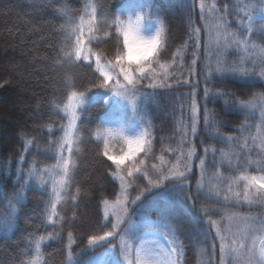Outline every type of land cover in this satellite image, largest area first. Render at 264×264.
<instances>
[{
	"label": "trees",
	"instance_id": "obj_1",
	"mask_svg": "<svg viewBox=\"0 0 264 264\" xmlns=\"http://www.w3.org/2000/svg\"><path fill=\"white\" fill-rule=\"evenodd\" d=\"M149 1L150 5L147 0H108V11L127 20L129 15L135 19L138 12L150 7L154 15L153 26L158 27L162 21L166 30L160 55L156 58L159 63L155 60L152 63L157 81L163 77L165 71L179 75L181 69L178 65L181 58L186 74L187 65L192 60L194 43L190 39L187 0ZM222 1L226 0H219ZM86 2L87 0H0V174L7 176V179L0 180V213L9 214L14 220L8 228L0 227V264H21V261L27 262L33 258H36L39 264H118L117 259L106 260L108 245L113 240L88 244L89 236L103 235L104 231L112 230L114 216L109 215L110 222L105 219L103 201L114 200L121 192V182L111 175V172L116 171L115 165L103 156L104 138L97 140L98 132L106 134L107 128H112L111 134L105 138L108 139L109 153L114 156L120 145L127 147L126 141L122 140L123 136L136 135L141 130L148 133L145 139L151 141L152 151L147 155L139 153L136 156L137 162H145L138 165L140 171H134L132 176L126 174V169L121 171L129 184L127 192L130 207L134 205L131 204V199L147 184V178L143 176L144 171H148L150 178L154 179L155 169H152L151 165L159 164L160 157L168 163V171L172 164L176 163V158L169 149L180 148L178 128L181 113L178 101L180 94L187 92L188 88L157 90L154 102H148L146 96L141 95L138 97L140 104L136 113L124 106H114L112 92L97 88L88 92L84 98L82 110L87 119L83 121L77 143L74 144V148H79L80 151L76 157L72 186L62 193L64 200L58 205L60 215L53 217V221L49 222L48 213L44 211L51 191L48 174L43 175L45 184L33 181L30 187L24 189L22 205L15 203L13 197L19 185L13 181L16 180L17 168L23 167L26 170L30 166L39 169L55 167L57 161L51 155L42 153L49 148L47 140H58L63 135L60 126H66L68 123V116L63 112L64 105L69 103L68 97L73 91L78 94L85 93L92 83H98L102 79L95 71V53H101L114 61L117 52L122 50V37L119 44L114 38L110 39L113 28L97 30L99 17L97 22L92 24L93 31L89 32V17L83 11ZM81 17L84 20L81 38L85 50L91 49L94 53L91 67L75 61L74 57L68 61L64 55L66 52H74V47L66 40V36L70 34L67 29L79 26ZM72 18L74 23L70 22ZM200 25L201 21L197 16L195 26ZM186 42L187 47H184ZM74 43L75 36H71V45ZM174 53L177 54V66L169 67ZM200 55L198 73L203 70L205 64L203 44ZM103 62L102 60L101 63ZM160 64H164L165 68H160ZM145 67L147 71V66ZM133 71V78H138L140 74L135 71V66ZM118 73L119 68L110 73L108 87L112 88L113 84L120 81L122 73ZM150 82L142 81L145 89ZM201 84L203 85L202 79ZM137 87L139 88V85ZM253 91L259 94L264 90L257 87ZM262 103L264 100L257 99L258 105ZM9 107H15L18 111L16 121L7 119ZM208 107L212 108L213 105L209 104ZM255 111L257 115L248 119L250 127L244 133L235 131L245 122L244 115L234 124L221 129L225 136H237L236 141H207V145L216 149V152L213 155L210 151L206 157L202 183L205 192L219 190L221 201L227 186V179L223 178L239 174L230 171L226 161H236V154L240 149L235 145L244 142L241 137L256 135L257 126L261 123L259 107ZM77 114L83 115L79 109ZM184 115L186 118L187 113ZM81 124L82 121L77 120L78 127ZM80 138L82 142H79ZM200 138H204L203 134ZM29 140H36L38 143L28 144L30 152H26L25 145ZM248 143L252 148V158L255 159L260 152V144L257 140L255 145H252L251 140ZM187 150L188 146L184 145L185 154ZM197 151L199 155H203L202 146H198ZM21 156L26 158L27 163L20 164ZM213 159L217 162L216 167L213 166ZM130 163L131 161H125L126 165ZM198 164L199 160H194L196 178L191 180L193 189L196 181L201 179ZM165 185L171 184L165 182ZM174 187L168 190L166 211L168 223L181 229V239L185 241L184 264H206L209 259V245L204 241L203 232L207 225L195 208L181 202L183 188L177 191ZM157 189L159 188L149 191L146 196L157 192ZM71 196H76L75 202ZM198 205L210 210L215 209L209 214L213 219H218L221 225H224V219L221 220L224 214L255 215L259 212L257 208L226 205L203 198L199 200ZM5 219L6 217H0V221ZM115 231L118 232L117 229ZM140 232L143 234V229ZM36 241L41 245L39 255L35 248ZM215 259H219L218 244Z\"/></svg>",
	"mask_w": 264,
	"mask_h": 264
},
{
	"label": "snow or ice",
	"instance_id": "obj_2",
	"mask_svg": "<svg viewBox=\"0 0 264 264\" xmlns=\"http://www.w3.org/2000/svg\"><path fill=\"white\" fill-rule=\"evenodd\" d=\"M187 5L190 39L194 41L191 63L187 65V73L185 74L183 71L185 65L181 58L178 65L181 69L179 75L175 72L165 71L163 77L157 81L156 71L152 67V63L153 60L159 63L156 58L160 55L166 30L161 21L154 34L144 35L141 32L142 22L148 18L152 19L154 16L152 9L150 7L145 8L135 15V19L129 15L127 20H124L121 15L108 11V0H87L83 11L89 17L87 21L89 32L93 31L92 24L97 22L99 17L97 30L113 28L114 32L110 39L114 38L119 44V39L122 37V50L117 52L114 61L107 59L101 53H95V71L99 73L102 79L98 83H92L85 93L78 94L75 91L71 93L68 97L69 103L63 107V112L68 116L67 125L60 126L63 135L58 140L49 139L46 141L49 148L45 149L42 154L51 155L57 161L55 167L39 169L30 166L26 170L23 167H18L16 180L13 183L19 185V189L13 199L16 204L22 205L24 189L30 187L33 181L45 184L43 175L48 174L50 175L51 191L44 211L48 213L47 220L49 222L53 221V217L60 215L57 209L64 200L62 193L67 192L74 181L76 157L80 151L79 148H74V144L77 143L83 121L87 119L82 109L84 98L91 90L107 89L126 99L128 87L131 86L132 91L137 93L139 97L144 95L148 102H154L157 90L188 88L189 91L180 94L178 101L179 112L181 113L178 128L180 148L169 149L175 156L176 163L172 164L168 172L159 169L155 164L151 165L152 169L159 172V178L156 180L150 178L148 171H144L143 176L147 178V184L139 189V194L131 199V204H135L145 192L163 185L165 182L181 185L183 186V192L180 196L181 202L186 206L195 208L207 225L203 232L204 241L209 245V259L206 264H264V103L257 104V99L264 100V91L259 94L253 91L257 87L264 90V46L258 45L253 40V37L257 35L264 38V0H259L258 4L243 6L237 0L236 4L230 6L225 3L222 7H217L215 3L209 6L206 4V0H187ZM197 16L203 28L209 33V41L205 44L204 51L205 64L199 73L197 65L201 59V28L195 26ZM70 22L74 23V18ZM233 24H235L236 30L231 28ZM83 25L84 20L81 17L79 26L67 29L70 34L66 36V40L70 46L74 47V52H66L64 55L68 61L74 57L75 61L91 67V58L94 53L91 49L85 50L84 41L81 38ZM71 36H75L74 45H71ZM91 42V38H89V43ZM210 45L215 47L217 53L214 63L209 51ZM184 47H187V42ZM234 51L243 55L230 61L227 57ZM176 55V53L173 54L169 67L177 66ZM102 60L103 63H101ZM125 61H127V66H125ZM133 66H135V71L140 74L135 79L132 75ZM145 66H147V71ZM159 66L162 69L165 68L164 64ZM257 67L260 68L259 71H257ZM117 68H119V73L123 74L125 83L121 85L117 81L116 87L110 88L108 87L111 79L110 73ZM143 80L151 81L146 89L142 83ZM209 104H212L213 107L209 108ZM257 107H259L258 115L261 123L257 126L256 135L241 137L244 142L235 145L240 149L236 154V161L233 162L231 159L226 161L228 169L239 174L227 178L222 177L227 179V186L221 201L219 190L205 192L202 183L206 157L210 151L213 155L216 152V149L207 145V141L209 139L218 143L236 141L237 136H225L221 129L234 124L241 115H244L246 117L245 122L235 129L239 133H244L250 127L247 122L248 119L257 115L255 111ZM78 109L83 115L77 114ZM185 112L187 113L186 118ZM77 120L82 121L79 127ZM111 132L112 128L109 127L106 134L98 132L96 138L97 140L104 138L103 156L115 165L116 171L111 172V175L118 177L123 188L125 176L121 175V171L126 169L128 176H132L134 171H140L138 165H143L145 162L144 160L137 162L135 158L139 153L147 155L152 151L151 141L145 139L148 133L143 130L135 136L127 135L124 137L127 143V151L117 157L109 153L108 139L105 138ZM201 134L204 136L203 139L200 138ZM257 138L260 139V152L253 159L252 148L248 141L251 140L252 145H255ZM79 142H82V138ZM37 143L36 140L27 141L25 151L30 152L27 147L28 144L37 145ZM184 145L188 146L186 154L183 151ZM198 146H202L203 155L198 154ZM160 159L163 161L164 158L160 157ZM196 159L199 160L198 169L201 179L196 181L195 189H193L191 180L196 178L193 167V162ZM126 160L131 161V163L126 165ZM25 163H27L26 158L21 156L20 164ZM212 163L216 167L217 162L214 159ZM4 179H7V176L0 174V180ZM201 198L216 200L226 205L257 208L259 212L255 215L233 213L221 217V220L226 218L229 221L228 227L221 228L220 221L213 219L212 215L209 214L215 209L210 210L198 205ZM71 199L75 202L76 196H71ZM128 199V197H125L124 200L118 198L111 207L115 209L116 205H123ZM103 205L104 217L110 222V202L105 199ZM124 213L125 215H121L114 212L116 219L115 223H111L112 230L104 231L103 235L89 236L88 244L94 245L105 240L112 241L116 236L123 233L121 239L123 240L124 236H127L128 242L120 245L119 251L127 264H133V261L129 259L133 250L135 251V264H184L185 241L181 239L179 226L169 222L166 227L158 228L163 237V243L156 238L141 239L137 242L129 232L133 226V221L127 207H124ZM0 217H6L4 221H0V227L8 228L14 222L13 217L9 214L0 213ZM234 224L236 225L235 228H233ZM116 229H120V232H116ZM68 235L71 237V232ZM217 244L219 248L218 261L215 259ZM40 247V242L36 241L37 255H39ZM25 254L27 255V253ZM21 264H39V262L33 258L27 262L21 261Z\"/></svg>",
	"mask_w": 264,
	"mask_h": 264
},
{
	"label": "rangeland",
	"instance_id": "obj_3",
	"mask_svg": "<svg viewBox=\"0 0 264 264\" xmlns=\"http://www.w3.org/2000/svg\"><path fill=\"white\" fill-rule=\"evenodd\" d=\"M239 2H240V5L241 6H243V5H247V4H258V2H259V0H239ZM147 3H148V5H149V2L147 1ZM213 3H215V5L217 6V7H222L223 6V4H225V3H227L226 1H222V3H220V5L219 4H217V0H206V4L207 5H209V6H211ZM237 3V0H231V4L230 3H227V4H229L230 6L231 5H233V4H236ZM230 19H232L231 17H230ZM151 24H152V22H151V19L150 18H148V19H146V20H144L143 22H142V25H143V29H144V31H142L141 30V32L144 34V35H152V34H154V32H155V30H156V27L155 26H153V29L151 30V31H149L150 29V27H151ZM201 26H202V24L200 25V26H198V27H200L201 28ZM203 27V26H202ZM231 28L233 29V30H236L235 29V24H233V25H231ZM202 29H204V28H201V32H200V41L202 40V42H203V44H204V49H205V44L209 41V33L204 29L203 31H202ZM253 40L258 44V45H260V46H264V38H262V37H260L259 35H257V36H255V37H253ZM209 51H210V53L212 54V58H213V62H215V58H216V55H217V53H216V50H215V47L214 46H212V45H210L209 46ZM240 54V55H239ZM241 55H243L242 53H240V52H236V51H234V52H231L229 55H228V59L231 61V60H236V59H238ZM135 72L133 71V73H132V75L134 74ZM119 83L121 84V85H123L125 82H124V79H123V74H122V78L120 79V81H119ZM116 85H117V83L116 84H113L111 87L112 88H115L116 87ZM112 94H113V99H114V101H115V103H116V105H117V107H121V106H127V107H129L131 110H133V111H136V109H137V97H138V95H137V93H134V92H132L131 91V87L129 86L128 87V91H127V98L125 99L124 97H121V96H119L118 94H116V93H113L112 92ZM133 105H135V108H133ZM18 115V111H16V108L15 107H9V110H8V114H7V119L9 120V121H16V116ZM134 122H136V119H135V121ZM137 134V133H136ZM135 135V134H134ZM134 135H132V136H134ZM259 139V138H258ZM257 139V141H258V143L260 144V139L258 140ZM126 146H124V145H120L119 147H118V149H117V151H116V156L117 157H119V156H121L123 153H124V149L126 150ZM160 163L159 164H156L157 166H158V168L159 169H161V170H163V171H165V172H168V163L165 161V159L163 160V161H159ZM199 165V164H198ZM165 166H167V167H165ZM181 170H183L182 168H181ZM121 175H123V174H121ZM125 176V175H124ZM159 178V172H157L156 171V169H155V176H154V179L153 180H156V179H158ZM124 187L122 188L123 190L120 192V197H119V199L120 200H124L125 199V197H128V195H127V191H128V189H129V184H128V181H127V178H126V176H125V180H124ZM172 186V185H171ZM174 186H177V188H179V187H181V185H174ZM161 194L162 195H164L163 196V204H164V206L163 205H161L160 204V207H162L163 208V210L164 209H167V206H166V204L168 203V191H165V192H161ZM147 200H148V202H146V207L145 208H143V206H142V204H140V206H139V208H138V211H137V213H139L140 211H143L144 209H147V210H149V208H154V205H155V203H156V200H155V198H154V195H151L150 197H148V198H146ZM145 198H143V196H141V198L139 199L140 200V202L141 201H143V200H146ZM160 201V200H159ZM138 202V201H137ZM115 203V201L114 202H112L111 204H110V206H109V209L110 210H112V212L114 213V212H116V213H119V214H121V215H125V213H124V207H127L128 208V212H129V214L131 215V218H132V221H133V226L130 228V230H129V232H130V235L132 236V237H134L133 236V234H132V230H133V228L135 229V226L139 223V222H141L142 224H146L147 222H149V220L150 221H153V218L152 217H150V215H146V218H144V217H141L140 219H139V221L137 222L135 219H134V214H135V210L136 209H131L130 208V206H129V203H128V200L126 201V203L125 204H123V205H116V207H115V209H113L112 207H111V205L112 204H114ZM160 210H161V212H162V209L160 208ZM238 215H245V214H238ZM153 217H155V218H157V217H159L160 218V214H155V215H152ZM159 218H157V221L159 220ZM146 220H147V222H146ZM224 221L227 223V225H223V227H221V228H226V227H228V225H229V221L225 218L224 219ZM236 227V225L234 224L233 225V228H235ZM120 232V231H119ZM124 234L123 233H121V235H118L117 236V238H116V240H115V243H110L109 245H108V248H107V255H106V260H112L113 258H115V259H119L120 258V260H119V264H127V262H125L124 261V259H123V257L121 256V254H120V251H119V246L120 245H124V244H126L127 242H128V238H127V236H124V238H123V240L121 239V236H123ZM135 238V237H134ZM148 238H156V239H160V241H161V243H163V240H161V238L159 237V236H156V235H150V236H146V237H144V239H148ZM137 241V240H136ZM138 242V241H137ZM112 244H114V245H116V246H113ZM129 259H131L132 261H133V264H135V251L133 250L132 251V254L130 255V257H129Z\"/></svg>",
	"mask_w": 264,
	"mask_h": 264
}]
</instances>
